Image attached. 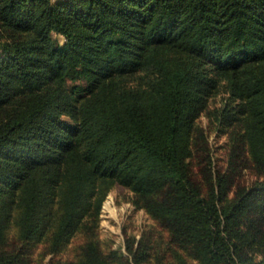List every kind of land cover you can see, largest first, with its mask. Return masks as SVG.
Listing matches in <instances>:
<instances>
[{
    "label": "trees",
    "instance_id": "obj_1",
    "mask_svg": "<svg viewBox=\"0 0 264 264\" xmlns=\"http://www.w3.org/2000/svg\"><path fill=\"white\" fill-rule=\"evenodd\" d=\"M142 72L152 74L147 86H125ZM219 81L239 100L263 177L231 197L233 173L217 172L205 189L188 162L194 117ZM7 102L0 243L18 206L22 244L55 226L56 248L79 227L102 178L137 195L162 191L149 206L193 243L197 264L264 262V0H0ZM54 191L61 211L53 218ZM141 244L135 264L148 259ZM22 253L0 250V264H21ZM77 264L109 263L89 243Z\"/></svg>",
    "mask_w": 264,
    "mask_h": 264
},
{
    "label": "rangeland",
    "instance_id": "obj_2",
    "mask_svg": "<svg viewBox=\"0 0 264 264\" xmlns=\"http://www.w3.org/2000/svg\"><path fill=\"white\" fill-rule=\"evenodd\" d=\"M8 34L11 33L6 32L5 36ZM56 38L60 43L64 41L60 36ZM151 78V73L142 72L127 77L124 83L126 87L138 89L147 86ZM239 105V100L230 94L223 81L208 88L194 117L189 141L191 174L203 188L208 189V181L217 172L233 173V180L227 185L228 197L263 179L242 133L245 126ZM9 108L8 102L0 105V121ZM94 182L96 189L89 198L87 212L75 233L66 241L54 248V226L40 239L23 245L17 226L20 210L14 206L9 213L6 239L0 243V250L16 252L20 248L23 252L21 264H77L84 256L87 244L91 243L109 264H135L134 252L142 242L148 252L146 264H197L192 256L193 243L167 225L149 206V202L159 198L162 191L137 195L118 181L97 178ZM57 193L51 194L46 208L53 218L61 211ZM256 218L259 220V216ZM175 254L179 257L177 262ZM258 260L256 257L255 262Z\"/></svg>",
    "mask_w": 264,
    "mask_h": 264
}]
</instances>
